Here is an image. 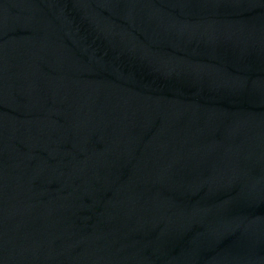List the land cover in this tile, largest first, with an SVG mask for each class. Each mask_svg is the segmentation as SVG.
Here are the masks:
<instances>
[{
	"label": "water",
	"instance_id": "water-1",
	"mask_svg": "<svg viewBox=\"0 0 264 264\" xmlns=\"http://www.w3.org/2000/svg\"><path fill=\"white\" fill-rule=\"evenodd\" d=\"M0 264H264V0H0Z\"/></svg>",
	"mask_w": 264,
	"mask_h": 264
}]
</instances>
